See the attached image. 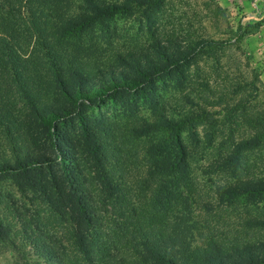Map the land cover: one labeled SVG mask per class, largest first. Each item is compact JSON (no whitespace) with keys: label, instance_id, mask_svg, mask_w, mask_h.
I'll return each mask as SVG.
<instances>
[{"label":"rangeland","instance_id":"rangeland-1","mask_svg":"<svg viewBox=\"0 0 264 264\" xmlns=\"http://www.w3.org/2000/svg\"><path fill=\"white\" fill-rule=\"evenodd\" d=\"M30 1L0 0V5L15 7L19 20L29 22ZM35 1L37 14L30 22L41 25L52 47L76 59L83 71L87 83L80 88L93 98L94 108H82L81 116L97 130L114 183L126 186L132 206H151L155 180L149 169L185 152L192 181L177 193L187 203L171 204L167 221L181 256L193 253L186 264H200L194 256L202 251L216 257L209 243L214 237L233 244L239 264H251V258L264 264V225H258L264 221V192L253 190L264 185V0ZM19 28L26 31L21 22ZM25 36L16 49L29 60L28 80L37 92L33 85L55 73L36 35ZM58 63L60 72L71 69ZM97 88L107 94L97 97ZM5 94L18 108L23 105L12 88ZM39 98L49 106L67 103L74 111L69 105L75 102L60 96ZM74 124L77 133L79 120ZM3 129L0 164L13 162V144H23ZM245 141L250 143L245 149L238 146ZM36 143L32 134L26 138L25 145L37 152ZM169 176L163 175L172 181ZM233 186L246 192L229 195ZM90 188L98 200L100 186ZM55 215L40 192L1 176L0 264H54L37 253L24 224L46 235L66 264L76 261L70 227Z\"/></svg>","mask_w":264,"mask_h":264},{"label":"trees","instance_id":"trees-1","mask_svg":"<svg viewBox=\"0 0 264 264\" xmlns=\"http://www.w3.org/2000/svg\"><path fill=\"white\" fill-rule=\"evenodd\" d=\"M33 5H36L35 0L29 2V22L22 18L19 20L15 7L0 5V126L4 127L3 133L7 138L14 133L18 138H23V144H13V162L0 164V177L12 176L22 189L40 192L58 221L70 227V239L78 256L71 264H186L185 259L192 257L193 253L186 252L187 257L181 256L179 243L169 231L167 220L171 218L170 205L181 203L182 193L179 196L177 192L192 181L188 154L182 152L179 157L164 160L162 167L154 165L149 169L155 180L151 206L148 209L145 206L133 207L131 199L124 192L126 186L122 182L119 185L114 183L107 166L104 143L99 139L97 130L81 116L83 111L94 108L93 98L80 88L87 83L82 77L83 71L76 59L62 55L52 47L41 25L30 22L37 14ZM4 21L12 23V26L4 24ZM20 22L26 31L19 28ZM25 35L30 38L36 35L44 58L51 63L55 73L51 78H43L41 83H34L33 88H37V92L32 90L28 80L29 70L25 66L29 60L16 49ZM58 60L71 69L60 72ZM36 69L34 65L33 72ZM143 75L145 78L151 76ZM119 82L113 80L116 87L120 85ZM133 82L138 84L139 81ZM11 88L22 101L23 105L19 108L5 94ZM96 92L97 97L107 94L104 88ZM41 93L52 94L54 98L57 95L72 103L80 100L81 103L69 105L74 107V111H69L67 103L49 106L39 98ZM75 119L80 122L77 133L74 130ZM30 134L32 142L37 141V152L25 145ZM240 144L238 146H244V149L250 145L247 141ZM167 174H173L169 176L172 181L163 177ZM88 175L93 177L88 180ZM96 183L100 186L98 200H95V191L90 188ZM253 190L264 192V185L258 184ZM226 192L236 197L246 189L233 186ZM185 203L183 201L181 204ZM109 211L107 217L106 212ZM122 219L123 222L120 221ZM207 223L210 224V221L207 220ZM258 225H264V221ZM24 226L26 237L37 253L47 258L49 263L66 264L63 255L46 235L34 233L30 225L28 228L27 224ZM4 234L5 227L0 220V235ZM214 238L209 243L221 254L216 250V257H211L202 251L199 258L194 256V259L200 264H239L235 261L237 255L231 250L233 244L222 242L225 238ZM224 255L227 257L223 258ZM252 260L249 262L254 264Z\"/></svg>","mask_w":264,"mask_h":264}]
</instances>
